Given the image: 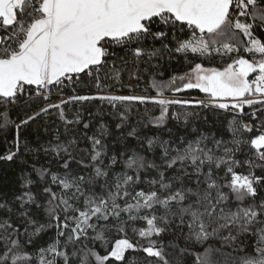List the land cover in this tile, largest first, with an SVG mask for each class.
I'll return each instance as SVG.
<instances>
[{
  "label": "snow or ice",
  "instance_id": "6c2138e0",
  "mask_svg": "<svg viewBox=\"0 0 264 264\" xmlns=\"http://www.w3.org/2000/svg\"><path fill=\"white\" fill-rule=\"evenodd\" d=\"M258 32L264 0H0V130L14 129L0 161L26 150L58 164H33L16 188H0V264H264ZM161 61L184 71L158 78ZM144 73L154 96L102 94ZM89 87L97 94L78 92ZM95 100L124 106L117 128L133 105L158 106L145 116L159 134L142 138L132 127L143 152L130 155L109 152L104 124L79 150L75 139L36 148L22 139L53 110L67 132L82 118L65 106ZM147 172L155 175L145 180Z\"/></svg>",
  "mask_w": 264,
  "mask_h": 264
},
{
  "label": "trees",
  "instance_id": "16d2710c",
  "mask_svg": "<svg viewBox=\"0 0 264 264\" xmlns=\"http://www.w3.org/2000/svg\"><path fill=\"white\" fill-rule=\"evenodd\" d=\"M258 35H264V33H257ZM159 46V45H157ZM163 66L156 70V75L158 78L167 79L169 75L174 74L175 72L184 71V66L173 61L169 66L167 61L160 62ZM159 73H163V76H159ZM151 79L150 73H144L142 78L139 81L132 80L129 81L127 74L123 76V85L112 83V87L106 88L103 94H115V95H127V94H140V95H155V92L149 87L148 81ZM147 89V91H146ZM69 94H72L69 89H66ZM80 94L92 93L97 94L94 88H80L78 89ZM191 96L196 98H201L203 94L199 93L196 90L191 91ZM180 96H187L186 93L178 94ZM123 105H118L117 109H113L107 102H102L99 100L84 102V103H75L72 105H66L65 111L69 118H72L75 113L79 112L81 114L82 122L80 125H71L69 130L66 132L63 123L55 115V110L53 114L41 118L37 123L32 124L31 126L25 128L22 133V139L27 142L28 147L36 148L40 144L47 145L49 142L56 143L57 137L59 142L63 143L69 139H75L77 141L76 148L84 149L89 148L90 144L84 139L85 133L91 136L93 133H97L101 124L107 126L110 135L105 138V143L108 145V150L110 153H119L123 149H127L128 154L130 155L133 151L143 152L141 148V141L130 137L127 133L131 130L132 127H136L138 130V135L140 137H151L153 135L159 134L158 130L155 129L152 125L147 124V116H145V111L148 110L151 115H159V108L154 104L146 105H133L130 109L128 120L122 124L120 128H117L116 125L121 123L120 120L116 117L115 112L122 111ZM172 111L176 110L174 106ZM191 110V109H189ZM203 115V113H202ZM18 117L17 111L13 110L10 113V119L16 120ZM211 120V117H210ZM194 126H200L201 129H205L211 126V124H205L202 119L192 118ZM83 123H89V129L83 128ZM147 124V126H145ZM176 124V121L170 120L167 127H173ZM5 136L8 140L5 143ZM14 138V129H9L8 131L0 130V154H3L7 148L11 145L12 139ZM167 139V135L164 136ZM146 142H144V148H146ZM159 151V149H157ZM151 158V153H143ZM242 158V157H241ZM27 161V164H24L22 161ZM35 164L37 167L46 165L52 170H56L58 167L57 161L51 157L45 156L41 151L38 154H28L24 150V154L19 157L15 162H3L0 161V188H3L4 191L10 192L13 188L18 186V178L24 174V171L30 170L31 165ZM75 167V165H73ZM122 169L121 164L115 166L116 171ZM145 180L150 176H154V172L142 173ZM146 184H140L137 186V190L140 188H146ZM54 233L49 232L43 238L46 240L49 235ZM131 235V233H130ZM97 250L103 254V247L99 243L96 245Z\"/></svg>",
  "mask_w": 264,
  "mask_h": 264
},
{
  "label": "built area",
  "instance_id": "2783aa9c",
  "mask_svg": "<svg viewBox=\"0 0 264 264\" xmlns=\"http://www.w3.org/2000/svg\"><path fill=\"white\" fill-rule=\"evenodd\" d=\"M64 95L67 96V95H71V94H69V93L65 90Z\"/></svg>",
  "mask_w": 264,
  "mask_h": 264
},
{
  "label": "rangeland",
  "instance_id": "374dc122",
  "mask_svg": "<svg viewBox=\"0 0 264 264\" xmlns=\"http://www.w3.org/2000/svg\"><path fill=\"white\" fill-rule=\"evenodd\" d=\"M103 94V93H102ZM113 95H115V94H113Z\"/></svg>",
  "mask_w": 264,
  "mask_h": 264
}]
</instances>
